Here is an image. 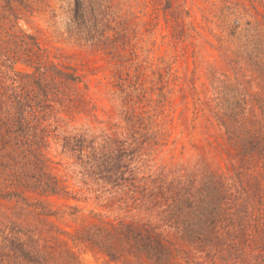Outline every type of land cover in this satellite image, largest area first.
I'll use <instances>...</instances> for the list:
<instances>
[{
  "label": "trees",
  "instance_id": "trees-1",
  "mask_svg": "<svg viewBox=\"0 0 264 264\" xmlns=\"http://www.w3.org/2000/svg\"><path fill=\"white\" fill-rule=\"evenodd\" d=\"M34 1L0 0V264H53L39 246L34 225L24 224L21 216L25 205L45 211L41 196L70 191L49 152L56 137L62 139L83 175L141 201L143 213L136 221L110 223L120 230L119 235L99 225L84 231L89 241L98 236L95 241L100 250L114 264L125 255L123 244H128L133 255H126V264H172L183 246L188 262L264 264V38L254 35L253 26L256 7L264 0H207L216 11L205 22L206 28L193 19H181L179 11L173 10L174 0H152L161 4L171 31L180 29L178 33L186 36L204 31L207 37L205 30L210 29L223 39L237 38L239 52L253 54L248 69L236 68L243 72L233 70L213 86L218 96L214 113L224 128L226 149L236 151H229L221 170L203 162L182 167L184 174L167 164L152 168L148 148L159 141L161 126L151 127L142 116L131 86H123L121 75L115 77L123 87L125 105L109 131L97 133L68 124L83 101L82 76L73 66L47 58L38 37L25 24ZM66 2L69 36L91 47L107 48L119 71L129 69L127 61L131 65L141 62L133 51L131 56L123 54L129 44L135 45L125 25L135 9L122 14L123 0ZM183 10L191 17L189 8ZM165 68L167 74L159 77L154 88L158 99L164 98L165 86L176 76L175 69ZM138 69L134 68L136 78L147 76ZM127 76L130 82L134 80L131 72ZM145 94L154 95L150 88ZM259 117L258 123L253 122ZM256 161L260 167L253 170ZM140 171L149 172L140 175ZM4 201L14 204L6 209Z\"/></svg>",
  "mask_w": 264,
  "mask_h": 264
},
{
  "label": "rangeland",
  "instance_id": "rangeland-1",
  "mask_svg": "<svg viewBox=\"0 0 264 264\" xmlns=\"http://www.w3.org/2000/svg\"><path fill=\"white\" fill-rule=\"evenodd\" d=\"M184 8L191 10V17L184 12ZM131 9H135V13L129 16L128 24L125 25L129 26L135 45L129 44L123 54L131 56L133 51L141 62L131 65L127 61L129 69L121 71L107 48L91 47L77 37L69 36L67 24L70 14L66 0H35L34 11L25 17V24L38 37L47 58L63 66H73L82 76V90L79 92L83 101L78 106L81 113L68 118V124H76V128L81 125L83 128L89 127L97 133L103 129L109 131L114 122L120 120L117 113L125 105L123 87L115 77L121 75L122 79L119 78L123 86L129 89L131 86L130 94L142 116L150 122L151 127L161 126L159 141L153 142L148 148V161L155 166L152 168L167 164L182 174V167L193 168L197 163L206 162L212 168L221 170L229 159V151H236V148L226 149V134L214 113L218 96L213 86L220 84V78L225 79L233 70L235 73L243 72L236 68L248 69L253 54L249 56V53L239 52L237 38L223 39L210 29L205 30L207 37L204 31L193 33L192 36L179 34L180 29L171 31L166 26L168 21L165 13L161 14V4L157 5L152 0H123L122 14L125 10L131 12ZM173 10L179 11L181 19H193L195 24L199 22L203 28H206V21L214 18L211 14L216 11L207 0H174ZM255 11L254 35L259 39L264 38V3L259 2ZM232 26L230 24L229 28ZM192 31L191 28L190 33ZM141 40L146 41L138 43ZM166 66L175 69L176 76L165 86L164 98L158 99L154 88H158L159 77L167 74ZM18 67L26 68L24 65ZM134 68L144 71L147 76L136 78ZM130 72L134 75L131 82L127 79ZM214 78H218L215 83L212 81ZM175 81L179 84L176 85ZM149 88L154 94L152 97L145 94ZM125 91L129 92L127 89ZM142 95L145 98L139 99L143 98ZM259 120L260 117L253 118V122L258 123ZM49 152L57 172L70 191L41 196L40 199L47 206L45 211H40L34 204L25 205L22 222L34 225L36 235L40 238L39 246L49 254L53 264H114L100 250L95 241H99L98 236L89 241L84 231L99 225L119 235L120 230L111 228L110 223L118 226V222L136 221L143 213L139 207L141 201L131 193L112 190L83 175L81 166L75 164L72 154L63 148L61 138L52 139ZM259 167L260 162L256 161L252 163L251 169L257 170ZM148 172L140 171V175ZM3 204L7 209L14 201H4ZM180 248L179 256L172 264H210L200 263L199 260L188 262L182 251L184 246ZM127 249L128 244H123L125 255L119 264L124 263L126 255L128 258L133 257Z\"/></svg>",
  "mask_w": 264,
  "mask_h": 264
}]
</instances>
